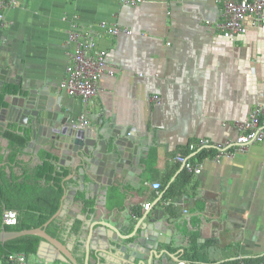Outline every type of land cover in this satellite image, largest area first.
<instances>
[{"label":"crops","instance_id":"crops-1","mask_svg":"<svg viewBox=\"0 0 264 264\" xmlns=\"http://www.w3.org/2000/svg\"><path fill=\"white\" fill-rule=\"evenodd\" d=\"M220 10L217 0H142L134 5L123 0H0L1 74L19 81L21 89L46 86L57 92L62 109L78 125L81 114L89 118L86 128L92 131L114 117L138 137L136 165L124 184L109 187L106 200L100 183L77 192L91 194L92 210L78 194L65 200L60 239L72 243L79 264H85L80 240L91 221L118 225L124 216L144 213L157 224L158 238L167 241L161 246L189 264L192 259L214 263L264 254V141L218 158L216 149L209 150L211 144L189 148L202 138L233 141L235 120L256 104L264 105V27L250 25L245 33L225 37L217 27ZM101 21L130 32L107 34ZM74 25L95 34L114 69L113 76L99 80L97 96L86 104L59 89L76 50L69 38ZM10 117L9 111L1 114L0 124L16 125ZM45 148L60 158L59 149L50 143ZM200 148L213 154L199 159ZM177 153L201 171L188 170L176 161ZM154 182L161 187L153 188ZM175 182L179 187L169 196L168 187ZM100 228L94 225L95 231ZM29 258L32 264H69L50 246ZM113 259L102 257L100 264H113ZM88 264H97L93 249Z\"/></svg>","mask_w":264,"mask_h":264},{"label":"water","instance_id":"water-1","mask_svg":"<svg viewBox=\"0 0 264 264\" xmlns=\"http://www.w3.org/2000/svg\"><path fill=\"white\" fill-rule=\"evenodd\" d=\"M1 71L5 69L0 67V89L4 82L20 84L6 74H1ZM6 101L8 104L0 109V117L9 111L10 122L30 129V142L37 143L36 153L40 147L45 148L50 143L61 152L58 166L66 164L75 169L66 176V179H73L74 182L65 187L59 209L43 226L0 230V242L35 234L41 237L37 252L50 246L57 252V258L69 264H79L73 254L72 243H64L60 238L50 235L45 227L61 215L65 200L74 198L79 189L83 191L88 187L91 191L100 183L104 186L103 197L106 200L112 184H124L140 153V147L136 144L138 137L130 126L117 123L114 117L96 131L80 127L75 118L62 109L61 96L46 86L21 89L13 95H7ZM47 151L52 153V150ZM84 197L90 199L91 194L84 192ZM85 219L84 227L89 220ZM97 223L102 228L95 231L94 225ZM157 230V224L147 219V213L141 216L135 214L133 218L124 216L118 225L106 220L91 221L87 235L80 240L85 250V264H88L91 249L95 251L97 264L101 263L102 257L107 259L109 255L115 258L111 260L113 264H189L161 246L167 241L158 238Z\"/></svg>","mask_w":264,"mask_h":264},{"label":"trees","instance_id":"trees-1","mask_svg":"<svg viewBox=\"0 0 264 264\" xmlns=\"http://www.w3.org/2000/svg\"><path fill=\"white\" fill-rule=\"evenodd\" d=\"M21 91V85L6 82L0 90V109L7 106L6 96ZM0 136L7 140V153L0 154V230H21L43 226V224L59 209L65 187L72 184L66 179L71 172L66 166H58V158L45 149L38 151L39 162L34 165L25 160V149L30 142V129L9 124L7 127L0 125ZM211 147L209 150L214 151ZM200 148L195 156L202 159L212 152ZM213 154V153H212ZM177 183L168 187L169 196L174 195ZM82 194L78 197L83 199ZM85 207L92 210L91 199H84ZM7 210L15 211L16 222H4V213ZM86 210V208L84 209ZM63 224L59 217L54 218L45 227L47 233L59 237L63 231ZM41 237L35 234H26L14 239L0 242V262L9 264L7 257L12 252H22L27 258L37 252ZM192 264H237L240 260L258 262L264 260V254L246 256L235 260H224L214 263L195 262Z\"/></svg>","mask_w":264,"mask_h":264},{"label":"built area","instance_id":"built-area-1","mask_svg":"<svg viewBox=\"0 0 264 264\" xmlns=\"http://www.w3.org/2000/svg\"><path fill=\"white\" fill-rule=\"evenodd\" d=\"M125 4H137L142 0H123ZM17 0H8L9 4H15ZM221 4L220 19L217 27L223 36L232 38L237 34L245 33L248 26L264 27V0H217ZM104 32L116 35L120 32L129 33L126 27H120L115 23L101 21L99 23ZM69 38L76 42V50L71 54L70 62L66 66L65 76L59 83V89L71 96H78L85 104L99 92V80L104 76H113L114 69L107 62V51L97 45L95 34L88 29L74 25L69 31ZM90 121L85 114L79 117V126L87 127ZM237 130L236 138L221 143L211 142L208 139H199L190 142L189 148L196 149L199 146L211 144L217 150V158L231 156L237 152H245L247 147L256 142L264 141V105L256 104L253 109L242 119L235 120ZM176 161L181 162L188 170L196 173L201 167L190 162L182 153H177ZM153 188H160L159 182L152 184ZM150 203L144 204L148 209ZM173 206L175 204L173 203ZM3 220L7 224L16 222V213L7 210ZM9 264H28L27 256L22 252L8 254ZM237 264H264L263 261L246 262L240 260Z\"/></svg>","mask_w":264,"mask_h":264},{"label":"flooded vegetation","instance_id":"flooded-vegetation-1","mask_svg":"<svg viewBox=\"0 0 264 264\" xmlns=\"http://www.w3.org/2000/svg\"><path fill=\"white\" fill-rule=\"evenodd\" d=\"M4 83H6V82H4ZM3 84H2V86H3ZM2 86H1V88H2ZM10 95H13V94H10ZM0 125H2L3 127H7L9 124H6V121L4 120V124H0ZM0 139L4 140L6 142L5 144H1L0 143V154H3L4 153V157H5V155L7 153V150H6L7 140L4 137H2V136H0ZM36 144L37 143H35V142H32V143L29 142L28 145H27V147H26V149H25V155H23V157H24L25 160H29L30 161V164L31 165H34L35 163L39 162V158H38L37 154H38V151L42 147H40L39 150L36 153L35 152V150H36ZM0 166H4V162L3 161H0Z\"/></svg>","mask_w":264,"mask_h":264},{"label":"rangeland","instance_id":"rangeland-1","mask_svg":"<svg viewBox=\"0 0 264 264\" xmlns=\"http://www.w3.org/2000/svg\"><path fill=\"white\" fill-rule=\"evenodd\" d=\"M30 258H31V256H30ZM30 258H29V259H30ZM28 264H32V261H31V259L28 261Z\"/></svg>","mask_w":264,"mask_h":264}]
</instances>
